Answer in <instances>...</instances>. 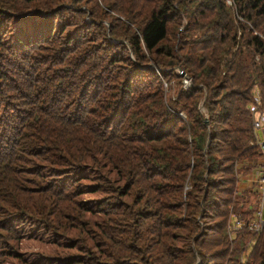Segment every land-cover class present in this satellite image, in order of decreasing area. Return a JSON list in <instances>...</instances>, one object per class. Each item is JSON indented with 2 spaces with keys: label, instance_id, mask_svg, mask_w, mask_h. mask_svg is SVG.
<instances>
[{
  "label": "trees",
  "instance_id": "trees-1",
  "mask_svg": "<svg viewBox=\"0 0 264 264\" xmlns=\"http://www.w3.org/2000/svg\"><path fill=\"white\" fill-rule=\"evenodd\" d=\"M234 7L0 0V264H264V224L226 227L264 104V0Z\"/></svg>",
  "mask_w": 264,
  "mask_h": 264
},
{
  "label": "rangeland",
  "instance_id": "rangeland-1",
  "mask_svg": "<svg viewBox=\"0 0 264 264\" xmlns=\"http://www.w3.org/2000/svg\"><path fill=\"white\" fill-rule=\"evenodd\" d=\"M4 42L6 44L13 46L15 49H19V48L22 49L20 46H18L16 44L10 43L8 41H4ZM14 60H15V64H17V65H19L21 63V60L18 56H14ZM152 64H153L152 62H149L147 65L150 66ZM180 114L184 117L183 112H180ZM248 198H249L250 202L255 203L256 199H257L256 192H251L249 194ZM20 248L22 249V251H27V252H23V257L21 260H19V264H43V263H40V260H39L41 258V256H43V255H37L31 251H36L39 249L49 250L51 248H54V246H52L51 244H44V243H40L38 241L29 240V241H23L20 245ZM200 263H201V260L198 257L195 264H200ZM2 264H9V263H8V261H4Z\"/></svg>",
  "mask_w": 264,
  "mask_h": 264
},
{
  "label": "built area",
  "instance_id": "built-area-1",
  "mask_svg": "<svg viewBox=\"0 0 264 264\" xmlns=\"http://www.w3.org/2000/svg\"><path fill=\"white\" fill-rule=\"evenodd\" d=\"M228 2H230L229 0H227ZM264 146V145H263ZM261 172L264 173V169L261 170ZM261 182H264V174L260 177L259 179ZM258 215H260V212L258 211L257 212ZM240 223V221L238 219H236L234 221V224L232 225V227H235L237 226L238 224ZM261 224H262V220L260 219V217H256L255 219H253L251 222H250V227H254L255 229H259L261 227Z\"/></svg>",
  "mask_w": 264,
  "mask_h": 264
},
{
  "label": "water",
  "instance_id": "water-1",
  "mask_svg": "<svg viewBox=\"0 0 264 264\" xmlns=\"http://www.w3.org/2000/svg\"><path fill=\"white\" fill-rule=\"evenodd\" d=\"M205 123H207V120L205 119Z\"/></svg>",
  "mask_w": 264,
  "mask_h": 264
}]
</instances>
